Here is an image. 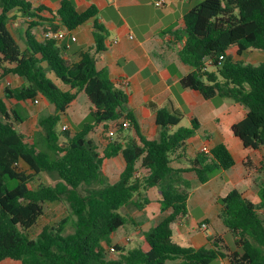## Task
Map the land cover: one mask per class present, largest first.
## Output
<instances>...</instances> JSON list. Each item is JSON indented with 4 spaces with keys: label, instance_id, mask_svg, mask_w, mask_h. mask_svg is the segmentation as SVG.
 <instances>
[{
    "label": "trees",
    "instance_id": "trees-1",
    "mask_svg": "<svg viewBox=\"0 0 264 264\" xmlns=\"http://www.w3.org/2000/svg\"><path fill=\"white\" fill-rule=\"evenodd\" d=\"M0 9V81L10 74L24 80L0 95V263L10 259L21 264H211L216 260L264 264V178L257 185V203L235 188L217 199L218 217L231 242L216 235L207 236V244L199 248L173 241V224L188 216L193 179L206 184L230 170L235 159L225 143L188 157V140L200 125L193 119L191 127L179 126L185 115L171 103L147 104L155 114L158 136L148 139L142 134L129 107V93L111 79L108 69H97L108 37L103 25L95 22V44L78 61L68 59L67 46L55 38L37 41L28 35V46L22 50L8 28L12 10L31 17L35 9L50 12L59 21L51 20L45 32L60 27L74 31L97 15L95 7L79 12L73 1L63 0L54 13L44 6L34 8L28 0H0ZM183 24L172 35L181 44V61L193 71L180 80L181 88L244 107L246 116L232 125V134L245 148L260 149L264 61L254 66L238 58L248 50L264 52V0H204L184 16ZM233 46L237 59L227 55ZM81 93L88 99V114L78 128L63 130V119ZM39 97L54 107V113L41 117L39 129L26 137L17 128L29 117L23 103ZM11 101H15L12 107ZM111 128L114 134L100 151L91 134ZM115 157H122L125 165L118 180L110 183L103 166ZM181 161L182 167L174 165ZM153 188L159 190L164 216L144 233L147 248L113 245L112 236L119 229L138 226L120 211L142 205L135 202L136 196ZM46 203L66 204L68 215L36 233ZM70 222L73 231L67 233ZM111 249L115 257H109Z\"/></svg>",
    "mask_w": 264,
    "mask_h": 264
},
{
    "label": "crops",
    "instance_id": "crops-1",
    "mask_svg": "<svg viewBox=\"0 0 264 264\" xmlns=\"http://www.w3.org/2000/svg\"><path fill=\"white\" fill-rule=\"evenodd\" d=\"M28 1L34 8L44 6L55 13L60 8L63 0ZM71 1L74 2L79 12L95 7L98 13L94 18L73 31L77 40L69 44L66 57L72 61H78L82 52L94 46L93 32L95 22L103 25L108 30V37L105 40L106 49L99 56L97 69H108L111 79L129 93V107L135 113L142 134L145 137L148 139H155L158 136L155 114L151 112L147 104L154 102L159 107H166L171 103L175 108L180 109L184 113V117H187L190 122L196 119L200 125L197 133L188 140V157L193 158L196 156L201 152L202 147L211 149L219 143H225V138L220 131L222 117L226 115L229 116L230 119H233L239 115L240 117L242 116L243 119L246 116V110L243 109L244 107H239L241 105L235 102H214L213 100H216L217 97L205 99L198 92L189 89L184 90L180 85V80L184 76L190 74L193 69L181 61L179 57L181 44L175 39L172 32L176 29L183 28L184 16L196 6L192 3L194 0H164L165 3L162 7H157L155 5L157 0ZM31 12L33 13L31 17L24 16L18 10H12L9 13L8 28L17 42L22 44V50L26 49L28 46V35L37 41H42L44 39V29L49 26L51 20L59 24V21L54 19L53 15L48 11H36L32 9ZM32 23H34V26H31ZM60 29L64 28L60 27ZM60 42L67 45L69 40L65 38ZM236 51L237 47L233 46L228 50L227 55L231 57L235 55V59H237ZM250 51L251 50L246 51L243 56L238 59L244 61V56ZM14 80L19 84L15 87L24 84V80L16 75H7L0 81V95H2L6 87H12V82ZM82 94L84 93L80 95ZM80 95L76 103L67 111V116L64 117L62 126L67 125L69 129H73L76 126L78 127L86 118L89 110V102L87 97H85L82 103L83 107L82 105L79 107L78 102ZM39 99L47 102L43 97H39ZM12 102L15 104V101ZM235 123L237 122H231L229 126L231 133V127ZM108 131L111 136L113 129L111 128ZM101 132L102 129H97L91 134V137L95 141L99 140L98 136H101ZM128 133L134 136L133 132ZM238 140L240 141L239 138ZM242 148L245 150V153H241L239 160H237L236 156L232 153L235 159V165L230 170H233L239 162L241 163V170L237 174V179L232 180L231 178V182L224 181L221 177L224 171L212 177L206 184H200L197 180L195 181V179H193V188L187 203L188 216L184 218L185 222L189 220V203L191 200L201 204V206L205 208L206 213H209L211 205L214 203L217 209L213 216L219 219L218 213L220 207L217 199L226 194L231 188L239 190L243 193L244 197L252 202H259L257 185L259 183L258 179L264 178L262 177L264 146L258 150L245 148L244 146ZM248 150H250V152H248ZM245 163L251 168L250 172L246 171ZM124 165L122 157L111 158L104 162L103 172L108 177L109 172L117 174V170H119L120 175L124 169ZM174 165L176 167L183 166L180 165V162H176ZM108 170L109 172H107ZM199 186L204 189L198 192ZM154 189L155 188L150 189L147 192V199L149 200V206H157V208H159L160 195L156 198L150 197ZM161 219L162 218H160L158 222ZM205 221L208 222L210 226L212 225L211 219L206 216V218L201 221L198 227L199 229L202 230L201 225L205 224L203 223ZM219 221L221 220L219 219ZM179 222H176L172 226L174 242L176 240L182 244L194 245V248H199L207 244V230L206 232L204 231L205 233H203V231H198V229L189 230L186 224L182 225ZM224 232V235H226L227 229L225 226ZM202 241L205 243L197 246V243ZM140 246L144 249L147 248L144 241ZM221 261L225 264H229L226 260ZM0 264L21 263L7 259Z\"/></svg>",
    "mask_w": 264,
    "mask_h": 264
},
{
    "label": "rangeland",
    "instance_id": "rangeland-1",
    "mask_svg": "<svg viewBox=\"0 0 264 264\" xmlns=\"http://www.w3.org/2000/svg\"><path fill=\"white\" fill-rule=\"evenodd\" d=\"M202 0H194L192 3L195 5H198ZM20 48L22 49V44L18 43ZM232 53V52H230ZM234 58L235 55H232ZM244 62L246 64H251L254 66L259 65L261 62L264 61V52L257 51V50H251L250 52H247L246 55L243 58ZM18 82L14 80L12 82V87L18 86ZM2 92V91H1ZM85 95L82 94L79 97V107L82 105L83 107V99H85ZM214 102L216 101H225L226 103H233L232 100H227V99H222L217 97L216 100H213ZM14 105V102H9V106L12 107ZM24 108L26 109L29 117L28 119L22 124V125H17V128L20 130V132L25 135L26 137H31L34 135V133L39 129V119L43 116L50 115L54 113L53 106L50 105L48 102L45 100H42L38 98V103L35 102H28V103H23ZM242 107V106H239ZM243 108V107H242ZM244 109V108H243ZM242 119V116L240 117L239 115L234 117L233 119H230L229 116H223L222 117V123L220 127V131L225 138V144L228 146L230 149L231 153H233L237 160H239V156L241 153H245L244 149L242 148V144L238 140V138H235L233 134L230 132V124L231 122H238ZM81 120V119H77ZM62 126V124H61ZM179 126L182 127H191V122L187 117H184ZM62 128V127H60ZM75 128H78L77 126ZM108 130H105L101 132V136L99 137V140L97 141L99 150L102 151L105 147V145L108 143L110 135L108 133ZM250 152V150H248ZM180 165H183V162H180ZM262 177H264V168ZM107 170V169H106ZM241 170V163L239 162L237 166L234 167L233 170H227L224 171L221 174V177L224 181L226 182H231L232 180L237 179V174ZM105 171V170H104ZM109 172V170L107 171ZM117 174H113V172L108 173V179L110 183H115L118 180L119 176V170H117ZM46 181H49L48 178L45 177ZM261 178L258 179V182H260ZM196 181V180H195ZM257 182V183H258ZM197 183V182H195ZM204 188H201V186L198 187V192L201 191ZM197 193V192H196ZM158 195H160L158 188H155L153 192H151L150 197L151 198H156ZM148 193L146 194H141L140 196H136L135 202H142V205H133L129 208H123L120 212L122 214L132 216L135 221L138 223V226H133V225H127L120 229L118 232H116L112 236V244H119V245H124L128 249L134 248L136 246H140L143 244L144 241V233L153 225H155L160 218L164 216V214H161L160 209L157 208V206H149V203H145L144 198H148ZM219 205V204H218ZM220 207V206H219ZM216 206L211 205V212L206 213L205 208L201 206V204L195 202L194 200H191L189 203V217L188 221L185 222L184 218L180 220L179 223L182 225H185L188 227L189 230H196L198 231H203V233L206 232L208 236L210 235H216V236H225L224 235V225L222 224L219 219L215 218L213 215L216 212ZM68 207L66 204L62 203H46L44 205V215L40 218L38 222V226L35 228L36 233L40 231V228L46 224H52L56 223L57 221L61 220L62 218L66 217L68 215L67 213ZM209 217L211 219L212 225L210 226L208 222H203L206 224V229H199L198 227L201 224V221ZM210 226V227H209ZM73 231L72 228V223L70 222L66 228L67 233H71ZM205 231V232H204ZM226 241L231 242V236L227 234L225 236ZM175 243L183 246V247H195L194 245L186 244V243H179L175 240ZM205 242H198L197 246L203 245ZM116 252L115 251H110L109 252V257H115ZM211 264H225L221 260H216L212 262Z\"/></svg>",
    "mask_w": 264,
    "mask_h": 264
},
{
    "label": "built area",
    "instance_id": "built-area-1",
    "mask_svg": "<svg viewBox=\"0 0 264 264\" xmlns=\"http://www.w3.org/2000/svg\"><path fill=\"white\" fill-rule=\"evenodd\" d=\"M186 1H189V0H186ZM165 1L164 0H157L155 2V5L157 7H162L164 5ZM44 37L45 38H55L57 39L58 41H61L65 38H68L69 40V43L66 45L67 48H69V44L72 43V42H75L77 40L76 38V35L74 34L73 31H69L67 29H58L56 32H52V31H47L44 33ZM223 57H221L222 59ZM212 64V61L211 60H208L207 61V66L211 65ZM9 85V84H8ZM33 102L35 103H38V98L33 100ZM130 126L129 122L128 121H124L123 122V127L124 128H128ZM62 129H69L67 125H63L62 126ZM114 134V130H113V133L112 135ZM111 135V136H112ZM201 152H204V153H208L209 152V149L207 147H202L201 149ZM262 165H263V168H264V158L262 159ZM201 228L202 229H206V224H202L201 225ZM111 251H114L113 249H111Z\"/></svg>",
    "mask_w": 264,
    "mask_h": 264
}]
</instances>
